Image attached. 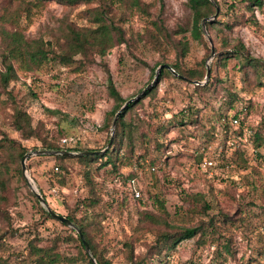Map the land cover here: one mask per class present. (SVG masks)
Returning <instances> with one entry per match:
<instances>
[{"label": "rangeland", "instance_id": "1", "mask_svg": "<svg viewBox=\"0 0 264 264\" xmlns=\"http://www.w3.org/2000/svg\"><path fill=\"white\" fill-rule=\"evenodd\" d=\"M144 1L151 4L147 15H128L123 8L113 7L115 23L122 27L126 41L117 42L105 56L80 54L70 65L51 61L33 72L18 69V78L6 91L0 85V140L6 133L29 151L43 149L34 148L41 146L40 138H25L12 124L13 107L19 104L32 116L41 138L78 149H104L116 129V114L111 127L105 126L116 105L109 92L110 79L130 99L154 82L161 64H169L173 75L157 79L154 94L127 113L133 143L125 140V156L116 170L98 169L96 163L89 183L85 166L76 158L64 160L66 170L47 154L26 161L28 171L52 209L63 215L74 210L77 217L87 215L96 222L89 231L111 264H129L132 252L126 242L133 245L136 259L147 258L146 264H264V156L249 146L243 156L248 165L236 162L232 150H223L224 136L217 123L221 113L248 105V121L262 124L264 133V80L260 84L252 73L245 77L236 58L226 68L211 67L217 55L238 41L252 56L264 59V0L262 7L249 0H218L217 13L208 16L207 31L202 27L203 39L194 30L188 0ZM22 5L23 0H0V17L4 8L18 9L14 15L21 13L29 38L42 36L58 44L65 41L61 26L66 21L94 26L87 11L94 4L44 0L32 7L30 20L25 19ZM216 17L217 23L208 25ZM203 60L206 70L210 65L213 71V83L203 90L196 83L209 82L210 78L204 82L207 71L205 79L195 83L171 67L178 63L185 73L200 71ZM189 108L196 113L188 117L191 121L171 123ZM259 151L262 155L264 146ZM220 153L234 158L227 163ZM5 159L9 166L6 186L0 185V264L20 263L31 242L44 247L57 242L55 251L62 260L55 264H86L72 262L79 257L78 242L67 226L43 214V205L18 171L19 162L0 150V161ZM207 160L215 167H209ZM134 189L141 190L142 198L135 196ZM85 199L90 206L82 204L76 210ZM196 226L206 231L205 237L198 234L171 249L164 242L156 248L158 233ZM225 242L233 255L226 252Z\"/></svg>", "mask_w": 264, "mask_h": 264}, {"label": "trees", "instance_id": "2", "mask_svg": "<svg viewBox=\"0 0 264 264\" xmlns=\"http://www.w3.org/2000/svg\"><path fill=\"white\" fill-rule=\"evenodd\" d=\"M44 0H23V10L25 12V19H29L32 13V7H37ZM69 3L70 5L76 4H94V7H88V13L92 16V21L94 26L85 27L77 26L73 22L66 21L61 26L64 33V42L63 43H54L52 39H45L44 37L29 38L25 33L27 27L26 23H23L22 15L19 13L14 15L15 12L10 9L4 8L2 15L0 17V46H1V56L3 69H0V85L6 91L12 81L18 78V69L24 70L26 72H33L40 70L47 66L51 61H59L64 64H72L75 62L77 55H85L89 57L91 54L105 56L116 44L124 43L126 41L122 27L115 23V19L112 15L113 7L123 8L124 13L134 14L142 13L149 14V8L151 4L146 3L144 0H62ZM164 1V0H160ZM191 9L194 14V30L198 37L204 38V32L202 29V21L204 18L211 16L217 13L218 0H188ZM250 3L262 7V0H249ZM217 17L210 20L208 25H214L217 23ZM158 28L157 23H155ZM66 28V29H65ZM212 42H213V38ZM59 46L56 48V46ZM212 51V48H210ZM232 58L239 60V70L244 71V76L249 74L254 75V79L258 80L260 84H263L264 80V59L252 56L250 52L246 49L243 42L238 41V43L233 46L231 49H227L225 52L217 55L212 62V68L214 64H220L224 68L227 67L228 61ZM171 67L179 72L186 80H194V82L203 81L206 76V64L205 60L202 61V69L200 71H195L188 69L185 73L178 63L171 64ZM168 74H172V71L168 67H163L159 77L158 82L163 77ZM213 71H211L210 80L206 84L196 83L197 89L203 90L211 86L213 83ZM173 75V74H172ZM157 86H151L141 97L137 100L130 102L120 113V116L116 122L115 136L112 145L102 154H93V155H53L59 161V166L66 169L67 167L64 164V160L67 158H76L82 165L85 166V176L89 183H93L94 171L93 167L98 163V169H106L109 166L113 170H116L118 167L117 162L125 156L126 149L124 144L125 140H129L132 144L133 140V125L126 120V115L129 111L140 103L143 98L148 95H153L156 91ZM110 95L116 101L114 109L109 113L105 126L110 128L112 125V120L117 111L122 107L123 104L128 99H125L122 94L117 90L114 82L110 79L109 84ZM31 95H35L33 90L30 91ZM230 97L236 98L234 93H229ZM9 98L11 94L9 93ZM232 105V104H231ZM50 112L57 113V109H48ZM193 110L184 109L181 110L179 115L175 117L172 122L177 124H184L187 121L188 117ZM196 114L195 111L192 113ZM248 105H244L241 108H238L237 111L221 113L220 118L217 121L221 127L222 134L224 136L223 150H232L235 155V161L239 164L248 165L247 159H245L244 152L249 150V146L254 148V152L258 156H264V153L261 155L259 148L264 146V133L262 129V124L258 123L257 125L252 124L248 121ZM180 116V117H178ZM223 118V119H222ZM234 119H238V124L234 123ZM12 124L17 130H19L25 138L38 137L42 141L41 146H36V148H43L48 150H59L67 149L69 151L76 150H89V149H78L77 147L62 146L58 140H48L46 138H41L38 131L33 126V118L30 113L25 110L21 105L15 104L13 107L12 114ZM228 140L234 141L233 144L229 145ZM0 150H3L7 153L12 161L19 162L18 171L23 177L24 181L27 179L24 177L22 170V159L23 156L30 150L27 146L23 145L17 140L10 138L6 133H4L3 139L0 140ZM92 151L97 150L96 148H91ZM101 150V149H100ZM222 150V151H223ZM221 151V152H222ZM47 155L41 154L38 156ZM49 155V154H48ZM222 154L220 153V156ZM232 157H227L222 155V159H226L225 162H229ZM31 156L27 161L31 160ZM7 159L3 162L0 161V185L4 189L7 183V180H4L6 171L8 170ZM209 167H215V165H210ZM134 179V178H131ZM62 184H65V181H61ZM27 184V183H26ZM139 191L140 195L136 196V192ZM134 194L137 198L141 197V190L134 189ZM34 193V192H33ZM43 193V192H42ZM199 196H202L199 194ZM142 198V197H141ZM36 200L39 201L36 196ZM87 200H82L77 203L75 209L80 210L81 206H90L86 204ZM93 204L96 202L92 200ZM163 203V202H162ZM43 214L47 217H52L51 214L43 206H40ZM69 217L80 229L82 236L79 232L73 228L67 226L65 223L61 222L63 225L67 226V229L70 231V235L75 238L78 242L80 250L78 252L79 257L73 259L72 262L76 260H83L86 264H94L91 260L89 254L87 253L83 240H86L91 248L93 255L95 256L99 264H111L110 259L104 255L103 251L98 248L95 244L94 239L89 231V227L96 222L87 215H82V217H77L74 210H71L69 214L66 215ZM205 237L206 231L200 227H183L176 232L164 230L161 233H158V239L156 241V248L164 242L166 249H171L175 247V243L182 241L187 238H193L196 235ZM174 240V241H173ZM206 241V239H204ZM224 248L226 252L231 255L234 254V251L229 247L230 243H224ZM57 242L51 246H40L37 243L31 242L30 248L22 259V264H55L62 260V256L55 251ZM126 246L132 255L129 257V264H146L147 258L145 259H136L133 256V245L131 242H126ZM162 246V248H165ZM223 262V261H219ZM16 263V264H20Z\"/></svg>", "mask_w": 264, "mask_h": 264}, {"label": "water", "instance_id": "3", "mask_svg": "<svg viewBox=\"0 0 264 264\" xmlns=\"http://www.w3.org/2000/svg\"><path fill=\"white\" fill-rule=\"evenodd\" d=\"M208 19H211L210 17H206L203 19L202 21V27L205 31L206 30V22ZM215 52V50L213 49V53ZM163 67H168L170 68V65L169 64H161L158 69H157V72H156V75H155V80L154 82L157 81L158 77H159V74L162 70ZM208 70H207V78L204 82H206L209 78H210V75H211V67L210 65L207 66ZM153 82V83H154ZM153 83L149 84L145 89H143V91L133 97V98H130L128 99L125 104L122 106V108L116 113L115 115V118L113 120V128H115L116 126V122L120 116V113L122 112V110L132 101H135L137 100L139 97H141L152 85ZM113 140H114V136L112 135L109 143L107 144V146L104 148V149H101V150H84V151H69L67 149H59V150H48V149H37V150H34V151H29L27 152L24 156H23V159H22V170H23V174H24V177L27 179V182L28 184L30 185L32 191L34 192V194L38 197L40 203L43 205V207L48 210V212L51 214L52 217L58 219L59 221L65 223L67 226L69 227H73L75 228L79 234L82 236V232H81V229L69 218L67 217L66 215H63L57 211H55L54 209H52L49 204L47 203L45 197L42 195V193L39 191L33 177L31 176V174L29 173L28 171V167H27V159L30 158L31 156L33 155H41V154H50V155H93V154H102L104 153L107 149L110 148V146L112 145L113 143ZM83 243H84V246H85V249L87 251V253L89 254L91 260L93 261L94 264H99L95 258V256L93 255L92 251H91V248H90V245L89 243L86 241V240H83Z\"/></svg>", "mask_w": 264, "mask_h": 264}, {"label": "built area", "instance_id": "4", "mask_svg": "<svg viewBox=\"0 0 264 264\" xmlns=\"http://www.w3.org/2000/svg\"><path fill=\"white\" fill-rule=\"evenodd\" d=\"M234 123H235V124H238V119H234ZM65 141H66V140H65ZM233 142H234V141H230L229 143L233 144ZM220 150H222V147H220ZM205 162H206V164H208L209 166L214 164L212 160H207V161H205ZM139 195H140V193H139V191H137V192H136V196H139Z\"/></svg>", "mask_w": 264, "mask_h": 264}]
</instances>
